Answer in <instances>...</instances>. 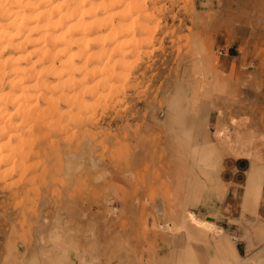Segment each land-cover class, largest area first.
I'll return each mask as SVG.
<instances>
[{
	"label": "rangeland",
	"instance_id": "1",
	"mask_svg": "<svg viewBox=\"0 0 264 264\" xmlns=\"http://www.w3.org/2000/svg\"><path fill=\"white\" fill-rule=\"evenodd\" d=\"M149 6L160 28L125 96L0 192V264H264L262 222L245 255L224 210L232 187L251 218L264 197V0Z\"/></svg>",
	"mask_w": 264,
	"mask_h": 264
},
{
	"label": "bare ground",
	"instance_id": "2",
	"mask_svg": "<svg viewBox=\"0 0 264 264\" xmlns=\"http://www.w3.org/2000/svg\"><path fill=\"white\" fill-rule=\"evenodd\" d=\"M152 2L0 0V192L19 197L53 134L125 96L119 84L160 28Z\"/></svg>",
	"mask_w": 264,
	"mask_h": 264
},
{
	"label": "crops",
	"instance_id": "3",
	"mask_svg": "<svg viewBox=\"0 0 264 264\" xmlns=\"http://www.w3.org/2000/svg\"><path fill=\"white\" fill-rule=\"evenodd\" d=\"M235 162L236 164H234ZM231 163H233L232 165L233 167L235 166L239 167L240 165L239 163L241 162H239L237 159L236 160L233 159L231 160ZM234 175L236 176L235 181L233 177L232 180L236 182V185L241 183L242 185H245L243 184L244 183L243 174L240 173L239 175L237 171L236 174L234 173ZM240 176H242V178H240ZM224 210H226L227 212H229L228 210H230L232 219H234V221L238 223L237 224L238 227L236 228L235 234L237 236L236 238H240L241 240L240 241L241 245H243L241 249H243L245 255H248V252L253 250V248H255L256 245L259 247L261 246L263 247L262 244H257V240L259 238L261 239V235H258L259 237H257L254 236L256 234H251L250 236L248 227L252 225L254 221L262 222V224L264 225V197L263 199H259L257 207L251 211V212L254 211V213L256 214L255 218H251L250 216L251 214L249 212L246 213L244 208V191L240 190L239 186H237L236 189L232 187L228 194V198H226ZM237 251L241 255L240 248H238Z\"/></svg>",
	"mask_w": 264,
	"mask_h": 264
}]
</instances>
